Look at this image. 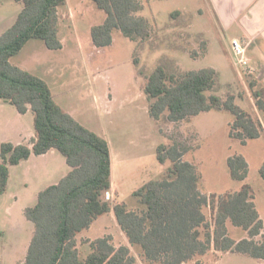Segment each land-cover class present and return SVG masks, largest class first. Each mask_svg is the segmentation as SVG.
I'll return each instance as SVG.
<instances>
[{
  "label": "trees",
  "instance_id": "1",
  "mask_svg": "<svg viewBox=\"0 0 264 264\" xmlns=\"http://www.w3.org/2000/svg\"><path fill=\"white\" fill-rule=\"evenodd\" d=\"M13 1L23 8L14 24L0 35V99L9 101L20 114L31 112L35 134L28 144H2L0 194L7 190L10 167L32 155L56 150L70 168L59 183L39 193L35 206L26 209L34 234L21 264H136L130 248L116 246L111 236L88 240L90 252L86 257L81 254L79 234L112 212L130 245L139 247L144 264H200L199 260L211 252L242 253L264 261V223L252 188L245 185L217 201L203 193L196 165L185 160L192 150L185 142L175 140L157 147L158 162H170L171 166L160 179L134 191L142 209H130L126 203L108 198L112 165L107 138L65 111L45 80L10 63L31 40L44 41L50 50L62 49L59 9L67 5V0ZM91 1L106 15L104 23L91 30L97 48L112 44L115 29L136 42L134 63L139 76L146 79L142 91L152 119L179 123L202 113L226 111L235 117L230 135L243 145L264 135V92L255 90L253 82L249 87L261 118L239 107L235 95H220V73L213 68L179 71L175 60L167 56L161 57L150 73L139 67L145 44L151 50L159 48L154 26L138 15L152 0ZM170 17L178 26L184 25L179 10ZM228 164L233 180L247 178L249 164L244 157L234 156ZM260 174L264 178V164ZM213 206L216 213L214 221L209 222L206 210ZM229 223L242 228L248 237L232 239Z\"/></svg>",
  "mask_w": 264,
  "mask_h": 264
},
{
  "label": "rangeland",
  "instance_id": "2",
  "mask_svg": "<svg viewBox=\"0 0 264 264\" xmlns=\"http://www.w3.org/2000/svg\"><path fill=\"white\" fill-rule=\"evenodd\" d=\"M208 5V0H152L145 5L138 15L148 18L154 26V40L159 48L151 50L145 44L139 67L150 73L160 58L167 56L175 60L179 71L213 68L220 73V95H235L239 107L260 117L249 87L253 81L251 65L239 75L231 53L232 35L218 29L215 17L206 9ZM22 8L13 0L0 2V35L14 24ZM178 10L185 11L182 26L170 17ZM194 10L205 14H199L197 21L195 14L190 13ZM59 16L62 49L50 50L44 41L31 40L10 63L45 80L65 111L89 130L106 136L113 155L119 158L113 179L120 192L119 202L130 209L143 208L133 196L134 191L165 174L171 163L158 162L157 147L178 140L192 148L185 160L196 165L203 193L217 201L220 196L249 185L264 223V178L260 174L264 164L263 136L246 145L232 138L235 117L226 111L202 113L179 123L155 121L149 115L148 100L142 91L146 79L139 76L134 63L136 42L115 29L112 44L97 48L91 30L103 24L106 15L91 0H68V6L59 9ZM246 55L252 57V52L246 51ZM34 134L32 113L20 114L13 104L0 99V154L3 143L28 144ZM53 151L47 156L32 155L10 167L7 190L0 194V264H21L26 260L34 224L25 211L37 204L41 191L59 183L70 171L65 157ZM234 156L244 157L249 164L243 181L231 178L228 160ZM206 213L209 222L214 221V206L207 208ZM93 224L78 236L83 257L89 254L90 247L82 238L98 239L107 231L116 232L111 214ZM228 229L236 241L248 237L246 231L230 223ZM209 258L208 264H264L242 253Z\"/></svg>",
  "mask_w": 264,
  "mask_h": 264
},
{
  "label": "crops",
  "instance_id": "3",
  "mask_svg": "<svg viewBox=\"0 0 264 264\" xmlns=\"http://www.w3.org/2000/svg\"><path fill=\"white\" fill-rule=\"evenodd\" d=\"M208 2L209 5L206 7V9L208 10V12L212 14V16L215 17L218 29L224 32H230V34L232 35L231 40L233 39L240 40L246 47L247 53L250 54V52H252V57L248 56L251 65L250 68L252 70V79H253L252 82L255 84V90L264 92V0H208ZM66 6H68V0ZM180 12L182 13V15H184L183 13H185V11L182 10ZM190 13L193 15L195 14L194 19L196 20L198 19L199 14L200 15L205 14L203 10H194L193 12ZM148 112H149V107H148ZM103 136L105 135L103 134ZM110 151H111V165H112V188L108 193V195L110 196L109 198L112 201L116 199L117 201H119L118 198L120 192L115 182L113 181L114 168H116L119 162V158L116 155H113L111 148ZM53 152L54 151H51L49 153H53ZM49 153H47L44 156L49 155ZM110 214H111V221L114 223L113 227L115 228L116 232L115 234H110V231H107L108 234L105 233L103 237L111 236L113 243L116 246L125 245L129 247L132 254L137 259L136 264L138 263L144 264L141 258L139 257L140 250H137L135 249V247L130 245L126 235L119 227L116 218L114 216V213L112 212ZM103 227L104 229H107L105 226ZM82 239H85L86 241L96 240V239H91L89 237H84ZM78 244L80 246L79 241ZM222 254L230 255L233 253L211 252L205 257L201 258L199 262L200 264H208V260L210 259L209 257L218 258ZM187 264H197V261H193Z\"/></svg>",
  "mask_w": 264,
  "mask_h": 264
},
{
  "label": "built area",
  "instance_id": "4",
  "mask_svg": "<svg viewBox=\"0 0 264 264\" xmlns=\"http://www.w3.org/2000/svg\"><path fill=\"white\" fill-rule=\"evenodd\" d=\"M231 53L234 57V65L241 76L243 72L249 70V59L246 55V47L237 39L231 40ZM109 197V196H108Z\"/></svg>",
  "mask_w": 264,
  "mask_h": 264
}]
</instances>
